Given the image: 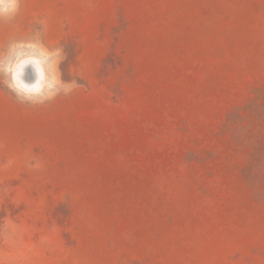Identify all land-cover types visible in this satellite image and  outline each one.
Returning a JSON list of instances; mask_svg holds the SVG:
<instances>
[{"label":"rangeland","instance_id":"rangeland-1","mask_svg":"<svg viewBox=\"0 0 264 264\" xmlns=\"http://www.w3.org/2000/svg\"><path fill=\"white\" fill-rule=\"evenodd\" d=\"M0 264H264V0H0Z\"/></svg>","mask_w":264,"mask_h":264},{"label":"bare ground","instance_id":"bare-ground-1","mask_svg":"<svg viewBox=\"0 0 264 264\" xmlns=\"http://www.w3.org/2000/svg\"><path fill=\"white\" fill-rule=\"evenodd\" d=\"M28 67L31 71L30 77L26 76L25 70H28ZM13 79L15 85L20 89L31 93L39 92L45 83L44 67L41 60L36 57L20 59L13 66Z\"/></svg>","mask_w":264,"mask_h":264}]
</instances>
